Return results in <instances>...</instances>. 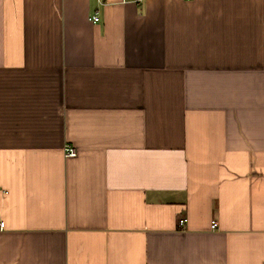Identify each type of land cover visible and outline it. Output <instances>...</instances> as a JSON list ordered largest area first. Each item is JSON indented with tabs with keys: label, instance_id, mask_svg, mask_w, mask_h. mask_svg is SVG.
I'll return each mask as SVG.
<instances>
[{
	"label": "crops",
	"instance_id": "obj_1",
	"mask_svg": "<svg viewBox=\"0 0 264 264\" xmlns=\"http://www.w3.org/2000/svg\"><path fill=\"white\" fill-rule=\"evenodd\" d=\"M1 223L0 264H264V0H0Z\"/></svg>",
	"mask_w": 264,
	"mask_h": 264
},
{
	"label": "built area",
	"instance_id": "obj_2",
	"mask_svg": "<svg viewBox=\"0 0 264 264\" xmlns=\"http://www.w3.org/2000/svg\"><path fill=\"white\" fill-rule=\"evenodd\" d=\"M91 21H93L94 23H98L100 21V18L96 15L91 19ZM77 155H78V151L75 147H73L70 144H67L65 146V148H64V157L65 158H67V159L75 158V157H77ZM186 223H187V219H185V218L181 219L179 222V226L185 227ZM0 227L4 228V224L1 223ZM211 228H212V230H217L219 228V224L216 221H213L211 223Z\"/></svg>",
	"mask_w": 264,
	"mask_h": 264
}]
</instances>
